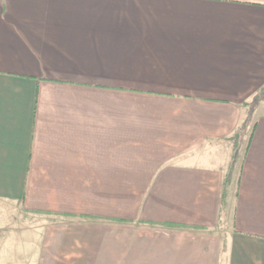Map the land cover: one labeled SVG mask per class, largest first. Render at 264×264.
<instances>
[{
	"label": "crops",
	"instance_id": "obj_1",
	"mask_svg": "<svg viewBox=\"0 0 264 264\" xmlns=\"http://www.w3.org/2000/svg\"><path fill=\"white\" fill-rule=\"evenodd\" d=\"M263 89L264 0H0L12 264H264Z\"/></svg>",
	"mask_w": 264,
	"mask_h": 264
},
{
	"label": "rangeland",
	"instance_id": "obj_2",
	"mask_svg": "<svg viewBox=\"0 0 264 264\" xmlns=\"http://www.w3.org/2000/svg\"><path fill=\"white\" fill-rule=\"evenodd\" d=\"M264 110V104L261 103L259 110L254 113L251 118L249 127L251 128L255 117ZM243 147V146H242ZM244 150L240 153L236 161L237 169L234 171V176H237L238 168L241 162V157ZM227 227L231 225L232 215H225ZM46 223L41 217H31L21 211V209L13 204L0 201V264H12L13 256H9L8 251L15 249L17 252L23 251L27 244L34 242L41 237L39 229ZM7 240L12 241L15 247L8 246ZM11 244V243H10ZM22 260V261H20ZM17 260L16 264H22L23 257Z\"/></svg>",
	"mask_w": 264,
	"mask_h": 264
},
{
	"label": "trees",
	"instance_id": "obj_3",
	"mask_svg": "<svg viewBox=\"0 0 264 264\" xmlns=\"http://www.w3.org/2000/svg\"><path fill=\"white\" fill-rule=\"evenodd\" d=\"M262 102H264V89L253 98L251 103H247L245 105L249 108L250 112H249V116H248L247 120L243 124V129L249 128L251 118L255 113V109H256V107L260 106Z\"/></svg>",
	"mask_w": 264,
	"mask_h": 264
}]
</instances>
